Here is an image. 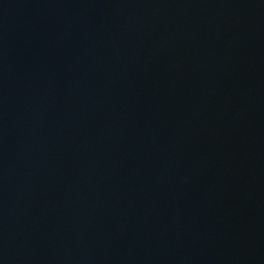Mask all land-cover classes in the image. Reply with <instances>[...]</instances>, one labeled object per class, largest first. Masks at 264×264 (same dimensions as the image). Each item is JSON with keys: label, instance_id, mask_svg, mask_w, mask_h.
Returning a JSON list of instances; mask_svg holds the SVG:
<instances>
[{"label": "water", "instance_id": "obj_1", "mask_svg": "<svg viewBox=\"0 0 264 264\" xmlns=\"http://www.w3.org/2000/svg\"><path fill=\"white\" fill-rule=\"evenodd\" d=\"M189 264H264V201Z\"/></svg>", "mask_w": 264, "mask_h": 264}]
</instances>
